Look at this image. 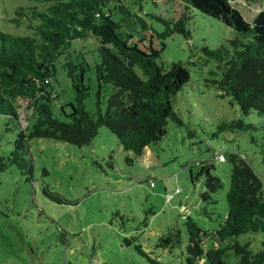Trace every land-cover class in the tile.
Listing matches in <instances>:
<instances>
[{"label": "trees", "instance_id": "obj_1", "mask_svg": "<svg viewBox=\"0 0 264 264\" xmlns=\"http://www.w3.org/2000/svg\"><path fill=\"white\" fill-rule=\"evenodd\" d=\"M28 1L34 3L16 6L15 17L9 20L31 33L13 35L0 30V125L8 130V124H16L11 148L7 153L0 151V169L14 165L20 174L31 178V139H52L81 147L88 145L102 126L124 151L139 156L164 135L167 120L182 126L172 99L188 81V70L180 61L162 64L157 60L167 36L189 35L186 24L190 9L219 20L236 34L214 48L200 46L202 64L209 60L216 63V71H210L218 74L213 83L222 91L220 96H229L237 105L241 116L254 111L260 117L256 124L240 117L220 120L211 135L241 130L256 142L252 134L257 132L264 147V6L247 21L232 4L235 0H169L182 6L176 18L146 13L139 0H129L128 5L125 0ZM144 16L161 23L162 30L150 28ZM143 30L153 32L147 44H141L142 37L134 39V33ZM74 40L79 43L73 45ZM87 44L96 52V60L88 58L91 62L81 52ZM58 67L72 92L63 101V90L57 91L53 85ZM89 70L97 85L93 112L85 110L82 103L89 94L84 82ZM104 87L108 92L101 110L99 97ZM23 118L26 124L22 128ZM215 154L195 160L196 175L202 176L205 187L199 195V212L208 218L214 213L208 205L216 204L212 192L222 185L219 176L211 171ZM218 155L230 164L224 194L226 209L211 231L196 226L185 216L188 228L184 259L192 264L202 254L206 264H264V248L252 251L248 241L239 242L235 237L247 231L264 233V182L244 156L236 152ZM125 159L131 162V157ZM41 189L58 202L66 201L44 183ZM206 236L211 242L204 249L201 242ZM180 238L179 228H169L157 236L154 245L169 249L179 246ZM134 240L135 236L123 237V242L132 244L143 257L142 264H167Z\"/></svg>", "mask_w": 264, "mask_h": 264}, {"label": "rangeland", "instance_id": "obj_2", "mask_svg": "<svg viewBox=\"0 0 264 264\" xmlns=\"http://www.w3.org/2000/svg\"><path fill=\"white\" fill-rule=\"evenodd\" d=\"M33 3L0 0V30L29 35L30 30L23 25L15 26L9 19L15 17L16 6ZM139 3L144 12L163 18H176L182 11L180 3L169 0H139ZM232 4L250 21L264 6V0H235ZM138 13L142 16V11ZM188 14L189 35L167 36L157 60L162 64L180 61L188 70V81L172 99V107L184 124L177 126L167 120L164 135L145 147L139 156L124 151L113 134L102 126L93 140L81 147L52 139H31V178L20 174L14 165L0 169V264H142L143 257L132 244L123 242L124 236H135L134 242L167 264H189L184 259L188 228L185 216L196 226L211 231L226 209L224 194L230 164L218 153L236 152L244 156L264 182V147L257 132L252 134L256 142H251L250 134L241 130L211 135L220 120L240 117L253 124L260 120L254 111L241 116L229 96H220L222 91L213 83L218 74L210 72L216 71V63L209 60L202 64L200 46L214 48L236 34L219 20L194 9ZM143 18L150 28L162 30V24L155 19ZM152 35L151 30H143L134 33V39L142 37L141 44H147ZM78 43L73 41V45ZM94 50L87 44L81 52L88 61H93L97 59ZM84 82L89 86V94L82 101L83 107L93 112L97 85L91 70L85 73ZM53 85L65 94L60 101L71 97L69 82L59 67ZM107 92V87L100 92L101 110ZM19 103L26 105L23 101ZM21 115L24 116L22 110ZM24 118L20 122L22 128L26 124ZM8 125V130L0 125L3 153L11 148L16 132L15 123ZM213 153L217 154L212 158L211 171L219 176L222 185L212 192L216 204L208 205L214 212L208 218L199 212V195L205 187L202 176L196 175L195 160ZM126 156L131 157V162L126 161ZM43 183L66 201L58 202L43 193ZM177 187L179 191L175 190ZM174 227L180 229L179 246L168 249L154 245L158 235ZM235 237L239 242L248 241L252 251L264 248V233L260 231L242 232ZM210 242L208 236L202 237L204 249ZM192 264H206L203 255H198Z\"/></svg>", "mask_w": 264, "mask_h": 264}, {"label": "built area", "instance_id": "obj_3", "mask_svg": "<svg viewBox=\"0 0 264 264\" xmlns=\"http://www.w3.org/2000/svg\"><path fill=\"white\" fill-rule=\"evenodd\" d=\"M175 190H176V191H179V190H180V188H178V187H177ZM171 195H172V193H171V194H169V196H171Z\"/></svg>", "mask_w": 264, "mask_h": 264}]
</instances>
